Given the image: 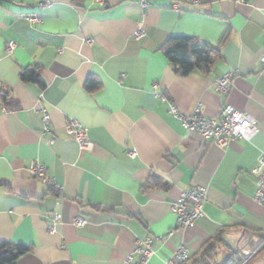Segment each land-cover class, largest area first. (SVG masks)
<instances>
[{
	"label": "crops",
	"instance_id": "crops-1",
	"mask_svg": "<svg viewBox=\"0 0 264 264\" xmlns=\"http://www.w3.org/2000/svg\"><path fill=\"white\" fill-rule=\"evenodd\" d=\"M140 1L0 0V93L10 106L0 101V243L31 248L14 264H121L147 238L145 264H164L181 244L185 264L205 249L213 264H264V207L251 173L264 153V0H142L145 10ZM138 21L145 36L135 40ZM173 36L219 44L211 71L177 75L160 50ZM26 69L41 83L21 81ZM231 69V88L216 92ZM89 78L99 83L93 92ZM169 103L213 118L229 104L258 132L221 148L186 132ZM43 114L51 134L41 131ZM70 118L91 149L63 133ZM31 162L52 184L29 173ZM153 177L159 185L145 188ZM193 186L206 188L204 215L179 230L170 206ZM54 213L61 220L50 233Z\"/></svg>",
	"mask_w": 264,
	"mask_h": 264
},
{
	"label": "built area",
	"instance_id": "built-area-1",
	"mask_svg": "<svg viewBox=\"0 0 264 264\" xmlns=\"http://www.w3.org/2000/svg\"><path fill=\"white\" fill-rule=\"evenodd\" d=\"M240 3L248 2L249 0H238ZM106 0H94V3L99 6H104ZM139 5L142 10H145L148 4L145 1H140ZM29 22H38V18L28 17ZM145 36L144 25L142 21L136 24L134 32L135 40H140ZM87 44L91 43V39H86ZM14 48V43L9 42L7 51L11 52ZM261 68L264 70V54L259 60ZM238 74L237 69H231L225 72L214 82L216 92L226 94L233 84V79ZM161 100H165V96L155 93ZM169 113L179 120L181 127L186 132L197 133L205 140H208L221 148H226L235 139L251 141L257 134L258 128L256 120L249 114L243 111L235 110L229 104H224L216 117H207L201 114L200 109L196 106L190 113H184L177 109L173 103H169ZM43 134H51L50 118L47 114L42 116ZM63 133L72 138L80 147L81 150L91 149V143L87 138V130L74 119L66 120L63 128ZM53 140L51 139L50 142ZM133 156V152L130 154ZM28 171L31 175L38 178L40 181L52 184L51 177L47 176L45 168L35 162H31ZM256 180V190L253 200L264 207V153L259 157L255 167L251 171ZM207 201L206 188L202 186H193L183 191L180 196L174 200L170 206L172 214L175 216L177 228L186 230L194 226L199 218L204 215V205ZM61 215L54 213L49 224L48 230L54 232L55 226L60 223ZM73 224L77 227H82L85 224V219L81 216H76L73 219ZM264 234V225H263ZM152 240L147 238L134 248L133 252L127 254L121 264H145L148 258L152 255L151 248ZM264 245V241H263ZM138 255L139 260L135 261L134 256ZM190 259L189 249L184 245L177 246L172 254L166 258L164 264H185Z\"/></svg>",
	"mask_w": 264,
	"mask_h": 264
},
{
	"label": "trees",
	"instance_id": "trees-1",
	"mask_svg": "<svg viewBox=\"0 0 264 264\" xmlns=\"http://www.w3.org/2000/svg\"><path fill=\"white\" fill-rule=\"evenodd\" d=\"M220 45H213L206 41H198L190 36L169 37L160 50L173 66L175 73L179 76H186L191 73L208 74L213 65V56L219 53ZM23 82L41 83L38 71L23 70L20 75ZM99 83L89 78L85 83V88L93 92L97 90ZM8 93H0V101L5 110L10 109ZM160 180L153 177L145 188L159 185ZM210 249H205L199 259L192 260L191 264H213ZM31 251V248L23 244H14L9 242L0 243V264H14L20 257Z\"/></svg>",
	"mask_w": 264,
	"mask_h": 264
},
{
	"label": "rangeland",
	"instance_id": "rangeland-1",
	"mask_svg": "<svg viewBox=\"0 0 264 264\" xmlns=\"http://www.w3.org/2000/svg\"><path fill=\"white\" fill-rule=\"evenodd\" d=\"M249 264H253V263H249Z\"/></svg>",
	"mask_w": 264,
	"mask_h": 264
}]
</instances>
